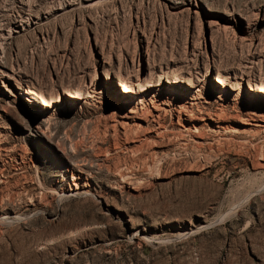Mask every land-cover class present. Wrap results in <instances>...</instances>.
I'll return each instance as SVG.
<instances>
[{
	"label": "rangeland",
	"instance_id": "obj_1",
	"mask_svg": "<svg viewBox=\"0 0 264 264\" xmlns=\"http://www.w3.org/2000/svg\"><path fill=\"white\" fill-rule=\"evenodd\" d=\"M260 87L264 0H0V264H264Z\"/></svg>",
	"mask_w": 264,
	"mask_h": 264
},
{
	"label": "bare ground",
	"instance_id": "obj_2",
	"mask_svg": "<svg viewBox=\"0 0 264 264\" xmlns=\"http://www.w3.org/2000/svg\"><path fill=\"white\" fill-rule=\"evenodd\" d=\"M25 18V17H24ZM20 19H21V17H20ZM19 21H21V20H19ZM10 22H11V20H10ZM9 25V24H8ZM22 24L20 23H18L17 21H13V22H11V25H10V31H12V30H16V29H18L20 26H21ZM8 28V27H7ZM10 31H8V34L10 33ZM18 32V31H17ZM7 33V32H6ZM145 88V87H144ZM143 87L142 88H139L138 89V92H140V93H142L140 96H141V98H145L146 97V95H147V93H149L150 92V90L147 88V89H144ZM122 91L123 92H127V90L126 89H123L122 88ZM137 92V93H138ZM256 92H259V93H262L261 95H263L264 94V89L262 88V87H260V88H258V89H256ZM127 94V93H126ZM83 97V96H82ZM125 97V96H124ZM262 98V97H261ZM81 99V98H80ZM140 99V98H139ZM235 100V99H234ZM38 102V101H37ZM50 103V102H49ZM49 103H47V102H41L40 104H42L43 106H50V104ZM50 119V118H49ZM241 121V120H240ZM241 122H243V123H246V124H248L247 122H244V121H241ZM256 125V124H255ZM254 125V126H255Z\"/></svg>",
	"mask_w": 264,
	"mask_h": 264
}]
</instances>
